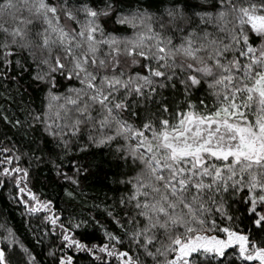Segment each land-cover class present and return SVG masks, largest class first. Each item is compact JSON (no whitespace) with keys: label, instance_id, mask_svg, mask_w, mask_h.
Wrapping results in <instances>:
<instances>
[{"label":"snow or ice","instance_id":"6c2138e0","mask_svg":"<svg viewBox=\"0 0 264 264\" xmlns=\"http://www.w3.org/2000/svg\"><path fill=\"white\" fill-rule=\"evenodd\" d=\"M0 264H264V0H0Z\"/></svg>","mask_w":264,"mask_h":264}]
</instances>
